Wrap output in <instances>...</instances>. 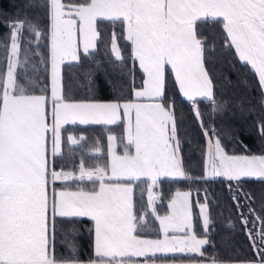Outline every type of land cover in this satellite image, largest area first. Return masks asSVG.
Wrapping results in <instances>:
<instances>
[{"label":"snow or ice","instance_id":"snow-or-ice-1","mask_svg":"<svg viewBox=\"0 0 264 264\" xmlns=\"http://www.w3.org/2000/svg\"><path fill=\"white\" fill-rule=\"evenodd\" d=\"M68 7L61 0H50L53 155L60 151L62 125L77 120L82 124H115L122 108L128 116V144L135 151L113 156L111 176L126 178L128 183H106V178L110 179L107 168H85L82 161L78 179L99 182L98 189L60 191L58 196L53 190L50 199L49 174L53 182L77 177L62 170L50 172L46 97L28 94V89L16 77L21 35L26 28L40 35L38 26L19 19L9 23L10 55L6 73L0 76L3 81L0 86V264H80L78 260L56 258L52 250L54 223L50 227V210L53 221L56 215L91 217L95 221L98 262L89 264H134L133 257H145L144 264H147L150 254L155 256L157 252L203 257L201 249L208 241L197 238L195 232L185 231L191 228L189 194L172 201V215L159 217L163 240L141 239L135 235L137 217L133 211L132 184L141 177H147L152 185L161 176L185 177L173 105L162 102L166 65H171L181 92L193 104L197 97L216 104L213 83L204 66L205 47L197 33L198 23L222 19L229 43L234 45L239 59L258 74L264 89V0H86L66 11ZM73 15L80 21L85 53L95 47L100 36L96 29L98 20L122 21L126 25V39L132 43L134 59L139 60L148 77L146 87L135 95L157 102L69 103L64 100L58 88L59 66L66 58L78 59ZM112 51L118 59L122 58L115 34ZM196 115L200 116L198 109ZM68 139L72 144L79 143L74 137ZM109 140L114 141L115 137L110 136ZM209 164L212 176L236 181L247 177L264 179V155L229 156L218 138L214 144L209 141ZM153 200L149 189V201ZM200 208L207 228V203ZM244 223L247 225L248 221ZM261 224L264 226V221ZM170 229L185 234L169 237ZM248 234L252 236L251 232ZM257 235L264 246V230ZM252 242L255 246L256 240ZM212 264L218 262L213 260ZM248 264H264V257Z\"/></svg>","mask_w":264,"mask_h":264},{"label":"trees","instance_id":"trees-1","mask_svg":"<svg viewBox=\"0 0 264 264\" xmlns=\"http://www.w3.org/2000/svg\"><path fill=\"white\" fill-rule=\"evenodd\" d=\"M43 1L0 0V76L6 73L7 57L10 55L9 23L18 19L27 20L36 24L41 32L48 21L47 12L49 13V2L43 3ZM64 2L70 8L85 3L86 0H64ZM98 27L100 36L97 39V48L85 53L78 61L65 63L66 88L72 98L77 100H130L134 98V89L143 84L144 71L137 59H134L132 43L126 39L124 23L98 20ZM197 33L204 41V63L213 83L216 104L213 105L212 101L205 98L197 99L193 104L179 92L173 76L168 75L165 82L164 103L173 105L183 166L189 176L162 179L160 190L164 207L179 188L191 191L194 206L200 202L207 203L210 219L207 232L209 242L203 247V257L181 254L156 261L165 263L194 261L209 264H212L213 260L218 264L258 262L264 257V246L260 244L257 235L264 230L261 224V221H264V179L247 177L236 181L224 176L207 177L205 173L208 136L205 131L215 140L218 138L221 147L230 156L264 155V89L261 88L258 74L251 65L239 59L234 45L229 43L230 38L227 37L221 20L198 23ZM113 34L116 36L121 59H118L112 51ZM38 38L39 36L26 28L20 41L19 60L26 56L29 66L34 65L32 75L35 79H38L39 72L34 73L37 62L33 61L32 57H35L41 49ZM31 72L29 67L28 76ZM26 73L25 67L18 64V75L23 81ZM2 83L3 81L0 80V86ZM196 109L199 110V117L196 115ZM111 130L122 133L121 126L116 125L78 126L76 133L84 139L78 145H65L60 153H56L54 168L79 172V166L83 161L85 168L108 169L107 136ZM98 185L99 182L93 184L92 181L75 178L67 181L57 180L53 188L91 191L94 187L97 189ZM139 186L134 187L133 198L137 215H140L142 210H148L145 186L143 189ZM61 218V220L56 219L55 230L61 229L62 232L68 230L70 237L79 238L80 241L84 238H92L95 229L93 219ZM73 219L77 224L76 236L70 230ZM245 220L248 221L247 225L244 223ZM197 231L201 232L199 225ZM249 232L252 233L251 237ZM253 239L256 240L255 246ZM80 243L86 245V242ZM61 255L58 253L55 256L66 261H98L97 257L89 259L88 256L86 259L82 256V259H79L63 258ZM133 261L139 260L133 259Z\"/></svg>","mask_w":264,"mask_h":264},{"label":"rangeland","instance_id":"rangeland-1","mask_svg":"<svg viewBox=\"0 0 264 264\" xmlns=\"http://www.w3.org/2000/svg\"><path fill=\"white\" fill-rule=\"evenodd\" d=\"M46 1L49 2V13L47 12V15H46V17L48 16V21L44 24V26L40 32V35H38L39 36L38 41L40 40V42H41V49L38 50V53L35 54V57H32V60L37 62V64L35 65V66H37L36 71L34 73L39 72L38 79H35L33 77L34 75H32L33 74L32 67L34 66L32 64L30 66L31 71H32L31 75L24 77V80H26V81L29 80V84L28 83H21V82L20 83L23 84L26 89H28V94H30V95H44L46 97L45 110H46V119H47V122L49 124V132L47 133V148H48L49 167L51 168V166L53 164L54 165L56 164V160H55V155H53V143H52V132H51V127L53 124V99H52L53 77H52V34H51V18H50V0H44L43 3ZM61 2L65 4L64 0H61ZM71 8L72 7L66 8V11L71 10ZM71 19L76 20V31H75L74 39L77 43L78 59L72 60L71 58H66L59 66V85H58L59 94L61 96H63V98L66 102H69V103H113V102H118L120 104L127 103V102L141 103V104H149V103L157 102L156 100L150 99L147 97L137 98L135 95V93L137 91H141L146 87L145 81L147 80L148 77H147V74L145 72H144L143 84L134 89V98H132L130 100H124V101L88 100V99L77 100L75 98H72V96H71L70 92L67 90L65 82H64V65L66 62H69V61L80 60L82 58V56L85 54V52L83 50V36L79 30L80 21L75 17V15H73L71 17ZM221 21H222V19H221ZM222 24H223V22H222ZM124 26H125V32H126V25L124 24ZM96 29L99 32L98 21L96 24ZM125 34L127 35V33H125ZM97 39L95 41V47L90 48L89 51L95 50L97 48ZM132 48H133V46H132ZM21 61H23V59H21L20 62ZM137 61L139 64L138 59H137ZM139 66H140V64H139ZM204 66H205V63H204ZM205 68H206V66H205ZM6 70H7V68H6ZM206 70H207V68H206ZM16 73H18V72L16 71ZM208 74H209V72H208ZM168 75L173 76V79L177 83L179 92L182 94L183 97H185L179 88V83L175 78V71L171 68L170 64L165 66V82L168 78ZM18 77H19V79L17 78V80L20 81V79H22V77L20 75H18ZM213 95H214V89H213ZM197 99H203V97H197L196 100ZM205 99H207V98H205ZM162 102H164V101H162ZM0 103H2V101H0ZM132 119L134 122L135 110H133V112H132ZM92 124H104V125L110 126L109 124H105V123L82 124V123H80L79 120H77L75 123L69 122L67 124L62 125L61 130H60V135H61L60 151L57 153H60L63 150L65 145L73 146V145H78L80 143V141H81L80 137H82V136H80L76 133V128L78 126H80V125H92ZM111 125H116L117 127L121 126L122 133L119 134V132L114 131V130H111L108 133V136H107L108 169L107 170H108V177L110 179L106 178L105 182L106 183H113V184H115V183H128L126 178H116V177L111 176V164L113 161V156L114 155L115 156H124L126 151L129 152L130 154H134V151H135L134 146L128 144V137H127L128 116L125 114V112L122 108L119 112V119L116 121L115 124H111ZM110 136H114L115 140L110 141L109 140ZM176 136L178 138L177 131H176ZM207 136H208L207 137V145L208 146H207V151H206V154H207L206 155V157H207L206 158V166H207V168H206L205 175L207 177H212V175H210L211 168H210V164H209V141H212L214 144L215 139L212 136H210L209 134H207ZM69 137L76 138L79 141V143L72 144L71 141L68 139ZM179 155L182 158L180 148H179ZM232 156H234V155H232ZM241 156H261V155H241ZM182 164H183V161H182ZM61 170L64 172L75 173L76 177L79 176V172H73L72 170H67V169L66 170L59 169V171H58L55 169V171H57V172H60ZM183 170L185 173V177H188L189 175L186 172L184 166H183ZM185 177L161 176L155 185H152L151 181L147 177H141L140 180L133 182V184H132V187H133L132 200L134 198V191H135L134 187L136 188L137 185L139 186V184H141V186H139L140 189H143V187L145 186L144 190L146 192L147 199H148V210L147 211H146V209L142 210L140 215L139 214L137 215V213L135 211V204L133 203L134 215L137 217V230H136L135 235H137L141 239L163 240L164 239V233H163V230H162V227L160 224L159 217L172 215V213H173L172 201L174 199L180 200L183 198L184 193H188L189 194L188 195V202H189V206H190L189 210H190V215H191V228L186 229L185 231L188 234L195 232L197 238L206 239L209 242V238H208V234H207L209 225L207 228L204 227V225H203V213L201 212V208H200V206L205 204V202H200V203H198L197 206H194V204L192 202V196H191L190 190L181 189V188L177 189L176 192L174 193L173 197L167 202V206L164 207L162 205L164 203H163V200L161 197L160 181L162 179H165V178H185ZM56 181H55V183H56ZM55 183L53 184V186H55ZM50 185H51V183H50ZM50 185L48 186L50 199H51L53 190H55L57 196H58V193L60 191L75 192V191L82 190V189L66 190L64 188L54 189L55 187L52 188V187H50ZM98 187H99V185H98ZM98 187H97V189H98ZM149 189H151V193L154 196V200L152 202L149 201ZM178 193L180 194L179 197L177 196ZM153 207L155 208V212H153ZM196 209H197V211H196ZM207 214L209 217L208 208H207ZM49 215H50V227L53 223L54 224L57 223L56 219L57 220L62 219L61 217H56L53 221L51 219V216H52L51 210H50ZM197 216H198V219H197ZM88 218H91V217H88ZM71 223H72V225H71L70 230H72L74 232V235L76 236L75 229L77 228V224H76L74 219L71 221ZM209 223H210V219H209ZM198 225L200 226L201 232L197 231ZM94 227H95V221H94ZM78 230H79L78 235H80L81 234L80 229H78ZM184 234H185L184 232H177V231L171 230V229L169 230V233H168L169 237H172V236L183 237ZM53 237L54 238L52 239V250L54 251L55 255L56 254L58 255V253H59V254L63 255V258L74 257V258H79V259H82V256L84 258L89 256V259H91L92 257H97L95 254V229H94V233L92 235V238H90V237L84 238L83 241H80L79 238L76 239V237H73V236L70 237V235L68 234V230H66L65 232H62L61 229H59V230L54 229ZM80 242H86L87 246L86 245L83 246V244H81ZM68 244H69V246H68ZM65 246H67V247H65ZM203 247L201 249L202 252H203ZM181 254L184 255V254H189V253H181V252L159 253V252H157L155 254V256H151V254H150V258H148L147 261H154V262L149 263V264H158L159 262L156 263L157 259L169 258V257L172 258L175 255H181ZM190 255H198V254H190ZM132 259L140 261L141 259L145 260L146 258L145 257H133ZM136 262L137 261H134V264H136ZM163 264H209V263H207V262L198 263V262H194V261L193 262H174V261H172L171 263L168 262V263H163Z\"/></svg>","mask_w":264,"mask_h":264},{"label":"flooded vegetation","instance_id":"flooded-vegetation-1","mask_svg":"<svg viewBox=\"0 0 264 264\" xmlns=\"http://www.w3.org/2000/svg\"><path fill=\"white\" fill-rule=\"evenodd\" d=\"M25 59V60H24ZM23 59V61H21V63H19V64H21V66L22 67H25V69H26V71H27V73H26V77L29 75L28 73H29V63H28V59H27V57L25 56V58ZM0 62H1V60H0ZM17 72H18V67H17V70H16ZM16 76H17V78L19 79V77H18V73H16ZM19 82H21V83H28V81H23L22 79H20V81Z\"/></svg>","mask_w":264,"mask_h":264},{"label":"crops","instance_id":"crops-1","mask_svg":"<svg viewBox=\"0 0 264 264\" xmlns=\"http://www.w3.org/2000/svg\"><path fill=\"white\" fill-rule=\"evenodd\" d=\"M50 187H51V185H50ZM79 262H80V264H89V262H98V261L97 260H89V261L86 260V261H79ZM144 262L137 261L136 264H143ZM152 262H154V261H147V264L152 263ZM156 263H158V261H156ZM163 263H165V262H159L158 264H163Z\"/></svg>","mask_w":264,"mask_h":264},{"label":"built area","instance_id":"built-area-1","mask_svg":"<svg viewBox=\"0 0 264 264\" xmlns=\"http://www.w3.org/2000/svg\"><path fill=\"white\" fill-rule=\"evenodd\" d=\"M51 170H55V168H54V164L51 166V168H50V172H51ZM59 171V170H58ZM49 178H50V183H51V187H53V184L55 183V181L53 182L52 181V179H51V175L49 174ZM78 178V177H77Z\"/></svg>","mask_w":264,"mask_h":264}]
</instances>
